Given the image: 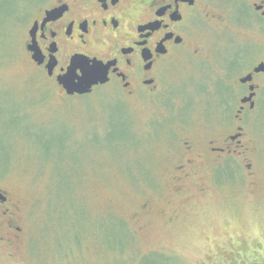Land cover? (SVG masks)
Returning <instances> with one entry per match:
<instances>
[{"label": "rangeland", "instance_id": "374dc122", "mask_svg": "<svg viewBox=\"0 0 264 264\" xmlns=\"http://www.w3.org/2000/svg\"><path fill=\"white\" fill-rule=\"evenodd\" d=\"M35 2L0 0V188L20 227L0 264H264V101L228 141L237 100L210 94L212 48L208 64L185 56L168 70L169 97L65 95L23 51ZM192 83L207 92L192 97ZM188 139L227 151L174 175Z\"/></svg>", "mask_w": 264, "mask_h": 264}, {"label": "flooded vegetation", "instance_id": "af4514ba", "mask_svg": "<svg viewBox=\"0 0 264 264\" xmlns=\"http://www.w3.org/2000/svg\"><path fill=\"white\" fill-rule=\"evenodd\" d=\"M61 9L59 16L51 18ZM49 28L55 29V37ZM34 29L37 40L32 39ZM49 41L55 42V55L61 63L81 55L107 65V81L92 85L88 93L99 86L118 87L128 100L169 97L163 81L170 68L185 56L208 64L212 48L219 71L214 82L217 88H210V94L221 100L230 96L237 100L231 115L233 134L227 139L232 143L240 142L237 139L247 114L264 101V0H118L107 7L103 0H36L22 43L25 57L52 80L57 90L68 95L58 83L55 70L50 75L37 55L36 48L40 47L45 61L51 64ZM195 68L200 70L201 66ZM193 85L198 87V83L186 87L192 97L207 92L208 84H202L200 91ZM225 149L209 146L207 151L188 139L179 151L173 174L192 176L201 163L197 159L205 152L224 153ZM18 212L15 196L0 188V251L7 246L15 248L19 241Z\"/></svg>", "mask_w": 264, "mask_h": 264}, {"label": "snow or ice", "instance_id": "6c2138e0", "mask_svg": "<svg viewBox=\"0 0 264 264\" xmlns=\"http://www.w3.org/2000/svg\"><path fill=\"white\" fill-rule=\"evenodd\" d=\"M103 2L104 6L107 7L109 3L115 4L118 2V0H103ZM133 2H139V0H133ZM176 7L178 8V4ZM62 11V9L57 11L52 15L51 18L54 19L56 16H59ZM45 23L47 22L45 21ZM72 23H74V21ZM105 23H107V21H105ZM81 27H84L85 30H87L85 25H81ZM49 31L51 32L52 37L56 36L55 29L49 28ZM68 32L71 34L70 26L68 27ZM40 34L41 36H44L43 29L40 30ZM44 38L48 39L47 36ZM32 39H38L35 29L33 30ZM49 42L52 43V48L50 51L53 53L51 64H48L47 61H45L43 50L40 47L36 48L37 55L40 57V60L46 64L50 75L53 74V69L55 70V74L62 82L64 88L69 92H72L73 90H89L96 80L103 78L107 71V68L104 64L96 61L95 59L89 60L85 57L77 55H73L70 61L61 63V61L55 55L57 51L55 42ZM45 47H47V45H45ZM130 62L131 61H129V63Z\"/></svg>", "mask_w": 264, "mask_h": 264}, {"label": "water", "instance_id": "95a60500", "mask_svg": "<svg viewBox=\"0 0 264 264\" xmlns=\"http://www.w3.org/2000/svg\"><path fill=\"white\" fill-rule=\"evenodd\" d=\"M77 56H81V55H77ZM83 57V56H82ZM33 58L34 59H36V55L34 54L33 55ZM97 61V60H96ZM99 62V61H98ZM101 63V62H100ZM105 65V64H104ZM105 67L107 68V65H105ZM57 81H58V83L64 88V86H63V84H62V82L60 81V79L57 77ZM105 81H107V71H106V73L104 74V76H103V78H101V79H98V80H96L95 81V83H93L92 85H94V84H97V83H104ZM242 81H244V79H242ZM92 87V86H91ZM64 90H65V92H66V94H68V95H72V94H74V93H76V94H85V93H88L89 91H90V89L89 90H73L72 92H69L67 89H65L64 88Z\"/></svg>", "mask_w": 264, "mask_h": 264}, {"label": "trees", "instance_id": "16d2710c", "mask_svg": "<svg viewBox=\"0 0 264 264\" xmlns=\"http://www.w3.org/2000/svg\"><path fill=\"white\" fill-rule=\"evenodd\" d=\"M215 178H216V175H215ZM218 179V178H217ZM241 251H244V249H240ZM156 256L158 257V261L160 260V262L162 264H168V262H172L174 264V262L170 259H168L167 257L161 255V254H156ZM170 260V261H169ZM159 263V262H158ZM160 264V263H159Z\"/></svg>", "mask_w": 264, "mask_h": 264}]
</instances>
